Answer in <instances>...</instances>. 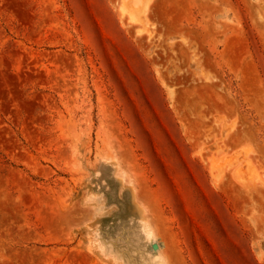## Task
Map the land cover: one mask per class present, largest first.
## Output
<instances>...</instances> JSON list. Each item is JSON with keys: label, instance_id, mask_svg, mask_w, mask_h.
Returning a JSON list of instances; mask_svg holds the SVG:
<instances>
[{"label": "rangeland", "instance_id": "rangeland-1", "mask_svg": "<svg viewBox=\"0 0 264 264\" xmlns=\"http://www.w3.org/2000/svg\"><path fill=\"white\" fill-rule=\"evenodd\" d=\"M0 264H264V0H0Z\"/></svg>", "mask_w": 264, "mask_h": 264}, {"label": "bare ground", "instance_id": "bare-ground-1", "mask_svg": "<svg viewBox=\"0 0 264 264\" xmlns=\"http://www.w3.org/2000/svg\"><path fill=\"white\" fill-rule=\"evenodd\" d=\"M143 1H144V0H143ZM137 2H138V1H137ZM138 4H139V3H138ZM142 12H145V11H142ZM135 13H137V12H135ZM137 14H138V13H137ZM143 14H144V13H143ZM139 16H140V15H138V18H139ZM135 17H136V16H135Z\"/></svg>", "mask_w": 264, "mask_h": 264}]
</instances>
